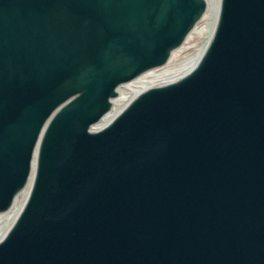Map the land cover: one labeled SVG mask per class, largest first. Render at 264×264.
Masks as SVG:
<instances>
[{"label": "water", "instance_id": "water-1", "mask_svg": "<svg viewBox=\"0 0 264 264\" xmlns=\"http://www.w3.org/2000/svg\"><path fill=\"white\" fill-rule=\"evenodd\" d=\"M0 0V264H264V0Z\"/></svg>", "mask_w": 264, "mask_h": 264}, {"label": "bare ground", "instance_id": "bare-ground-1", "mask_svg": "<svg viewBox=\"0 0 264 264\" xmlns=\"http://www.w3.org/2000/svg\"><path fill=\"white\" fill-rule=\"evenodd\" d=\"M202 1L206 3V11L202 14L199 21L192 28L184 43L171 52L169 60L164 66L158 68L157 70H151L134 81L122 86L118 90V96L112 100L110 112L107 114L104 120L98 124V126L102 127L110 122L116 116V114L127 103L130 102L132 98L141 93V90L145 84L169 78L197 63L205 46L200 48L195 54H186L183 57H181V55L188 49L186 44L192 41V39L196 37H205L208 40L210 38L217 21L221 0Z\"/></svg>", "mask_w": 264, "mask_h": 264}, {"label": "rangeland", "instance_id": "rangeland-1", "mask_svg": "<svg viewBox=\"0 0 264 264\" xmlns=\"http://www.w3.org/2000/svg\"><path fill=\"white\" fill-rule=\"evenodd\" d=\"M207 43V39L205 37H196L192 39L189 43L186 44L188 49L181 55L183 57L186 54H195L200 48H203ZM157 70V69H155ZM153 71V70H152Z\"/></svg>", "mask_w": 264, "mask_h": 264}]
</instances>
